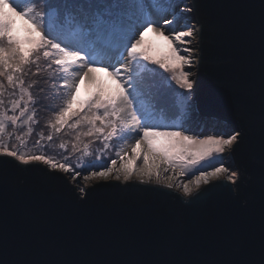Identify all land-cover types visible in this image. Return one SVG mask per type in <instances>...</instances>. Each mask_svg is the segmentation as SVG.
Returning <instances> with one entry per match:
<instances>
[{"label": "water", "instance_id": "water-1", "mask_svg": "<svg viewBox=\"0 0 264 264\" xmlns=\"http://www.w3.org/2000/svg\"><path fill=\"white\" fill-rule=\"evenodd\" d=\"M190 1L198 50L190 120L198 113L241 133L231 148L237 178L189 196L133 179L82 183L81 193L61 171L0 155V264H259L264 0Z\"/></svg>", "mask_w": 264, "mask_h": 264}, {"label": "snow or ice", "instance_id": "snow-or-ice-1", "mask_svg": "<svg viewBox=\"0 0 264 264\" xmlns=\"http://www.w3.org/2000/svg\"><path fill=\"white\" fill-rule=\"evenodd\" d=\"M61 2L65 5L63 14L57 9L54 16H49L51 0H19V3L17 0H0V77H5L9 86H21L22 99L28 93L22 87L23 80L16 74L24 72L31 58L38 56L41 51L48 58L51 53L47 49L55 50L59 55L51 59V64L65 71L71 66L74 78L71 83L65 79L61 85L67 90L64 106L55 113V123L51 126L60 131L65 125L71 128L87 125L88 130L84 135L91 136L99 132L104 135L106 142L116 139L121 143H129L133 155L129 161H125L127 153L118 150L116 158L110 164L105 161L80 172L71 164L57 163L47 155H25L9 148L2 142V135L0 155L12 157L24 165L42 161L50 165L52 170L70 172L73 179L79 176L84 179H107L119 160L121 167L115 169L117 181L121 177L128 181L133 175L142 183L150 182L153 178L159 182L162 178L170 181L176 175L187 176L188 183L181 180L177 185H182L185 196L193 192L190 184L199 189L201 184H209L210 178H217L224 173H229L228 179L232 180L237 174L236 170L226 163L223 154L237 142V137L241 135L238 130L211 135L205 139L185 134V125L195 109L194 81L189 78L191 73L184 70L186 66L191 67L192 50L184 48L183 51L189 53V56L181 55V49L177 45L189 43L185 38L192 37L195 29L190 23L181 26L183 15L179 19L169 18L168 9L171 10L172 17L183 12L180 3L168 0L165 8L162 0ZM37 5H43V10L37 11ZM16 17L27 25L23 29V35L16 28ZM54 30L71 39L65 44L64 40L51 36ZM148 31L156 32L169 44L170 56L157 59L150 54L151 50L145 47L144 42V34ZM165 31L169 34L165 35ZM109 37L115 41V46L106 48L103 41ZM97 49L103 55H97ZM149 64L158 65L164 73L171 74V81L184 90L178 93L179 115L184 116V123H161L156 119L158 113L162 119H167L157 97L161 95V88L171 89L172 85L155 68L148 67ZM97 72L108 73L116 81L115 89L105 91L96 85ZM157 76L162 77V83L156 82ZM149 77L152 78L151 82ZM82 83H90L95 87L84 100H79L78 92ZM4 87V83L0 82V96H3ZM28 95L31 101V95ZM20 104V100L13 101L11 110L15 112ZM3 105L4 101L0 99V134L6 130L5 119L16 125L27 110L25 105L20 117L8 116ZM27 119L32 120L33 116H28ZM48 139L51 140L52 137L48 136ZM104 146L108 148L110 145L105 143ZM140 160L142 166L136 167ZM169 172L172 175H166ZM167 187L172 188L173 184L168 183ZM259 264H264V248L261 250Z\"/></svg>", "mask_w": 264, "mask_h": 264}, {"label": "rangeland", "instance_id": "rangeland-1", "mask_svg": "<svg viewBox=\"0 0 264 264\" xmlns=\"http://www.w3.org/2000/svg\"><path fill=\"white\" fill-rule=\"evenodd\" d=\"M166 1V0H165ZM19 3V0H17ZM168 3V0L166 1ZM177 3H180L181 8L183 9L182 13H177L175 17L170 15L171 10L168 9L169 18L179 19L181 15H183L184 19L181 20V26H185L187 24H191L195 31L192 37L185 38L190 41L189 43L183 45H177L180 47L181 55L189 56V53L184 52V48L191 49L190 59L192 60L191 67H185L186 72H190V80L194 81L195 85V76H196V61L198 50L196 48L197 44V24L195 23L194 17L192 16V10L190 8L191 1L190 0H177ZM23 5H21L22 7ZM167 8V4L164 5ZM52 8H56L60 11H64L65 5L61 2V0H51V4L49 5V12H51ZM37 11L43 10V5L36 6ZM50 14V13H49ZM16 26L18 25L20 30V34L23 35V29L27 27L25 23L19 18L16 17ZM163 26H161V31H163ZM154 32V31H151ZM146 32L147 40L151 42L152 45L161 44L163 46L162 40H157L153 38V33ZM165 35L169 33L165 31ZM52 36V35H51ZM67 40L71 39V37H66ZM145 39V38H144ZM145 42V47L149 48L147 45V41ZM166 43V42H165ZM67 44V43H66ZM104 47H114L115 41L111 37L107 38L103 41ZM160 46V47H161ZM51 55L48 58L43 56V51L39 53L38 56H33L31 58V62L25 66L24 72L17 73L21 80H23L22 87L26 89L27 93L31 95V101L29 100V95H23L21 99L20 85L17 86H9L7 84V80L5 77H0V82L4 83L5 87L3 89V96H0V99H3L4 105L3 110L7 112L8 116L15 115L20 117V112L24 110L25 105H27V110L23 117H20L18 121L21 123H16V125H12L10 120L5 119L6 130L2 135V142L6 144L9 148L14 150H18L25 155H33V154H41L47 155L51 159H54L57 163H69L71 164L77 171L84 172L86 168L91 165H100L107 161L109 164L112 159L116 158L115 153L118 150L124 151L127 155L124 157L125 161H129L130 157L133 155L130 149L129 143H121L116 139L106 142L104 140V135L99 132H95L93 135L88 136L83 133L87 132L88 126L82 125L79 128H71L65 125L60 131H56L51 125L55 123V113L60 110L64 106V99L66 97V89L61 87L64 83L65 79H67L68 83H71L74 76L72 72L71 66L68 67L67 71L62 69L56 65L51 64V59L54 56H58L59 53L52 49H47ZM170 51L166 52V56H170ZM97 55H103V52L100 49H97ZM152 55V54H151ZM154 56V55H153ZM155 57V56H154ZM156 58V57H155ZM162 59V58H158ZM148 67L155 68L157 72L162 74V77H166L168 81H170L172 87L168 89L167 87L161 88V95L157 97L158 104L161 108H163L162 101L166 100L170 102L171 105V117L168 119H162L160 114L158 113L156 116L157 120H160L161 123H184V116L179 115L180 109L178 107L179 98L178 93L183 92L184 90L179 89L178 85L175 84L174 81H171V74L164 73L162 69L158 68V65L149 64ZM96 76V85H99L105 91H111L116 87V81L113 80L108 73L106 72H97ZM162 77L157 76L155 80L157 83H162ZM16 77L14 76V79ZM151 77H149V82H151ZM95 85L90 83H82L80 85V89L78 92V99L84 100L94 89ZM147 87V84L145 85ZM155 90V89H154ZM20 100V107L13 112L11 110L12 102ZM193 100H194V86H193ZM160 101V103H159ZM34 113V115H33ZM165 116H168V113H164ZM198 113L192 115V118L187 120L185 125L187 131L185 134L193 135L198 139H205L211 135L215 134H226L230 132V129L225 124H220L219 121L213 120L211 118L204 119L201 115V118H198ZM28 116H33L32 120H28ZM171 119V120H170ZM17 121V122H18ZM190 121V123H189ZM73 121H69L72 123ZM193 122L195 124L193 125ZM213 123V125H212ZM99 125V122H97ZM18 126V127H16ZM175 130V129H173ZM48 136H51L52 139L49 140ZM39 141V143H37ZM105 143H109V147L105 148ZM87 146V147H86ZM233 146V145H232ZM232 148V147H231ZM231 148H228L224 152V158L226 163L231 167L235 168L234 163L231 159ZM41 164H44L42 161H35ZM48 166L50 165L44 164ZM142 166V160L137 161L136 167ZM121 163L118 160L113 172L108 176L107 179H103L100 177H90L88 179H84L83 176H79L76 179L72 178V174L70 172H65L61 169H56L64 173L72 184L75 186L77 191L83 193L81 189L84 190L82 183H93L98 180H109L115 179V169L120 168ZM135 171V168L133 169ZM236 170V168H235ZM237 173V171H236ZM166 175H172L171 172ZM229 173H224L218 176L217 178H210L211 180L218 178H226L228 179ZM136 177L133 175L132 178ZM131 178V179H132ZM237 178V174L232 180L233 182ZM130 179V180H131ZM123 180V177L120 179ZM183 181L184 183H188L187 176H179L176 175L172 180L161 179L159 182L155 178H153L150 182L160 183L163 185H167L168 183L173 184V189L178 192L183 193V187L177 186L179 181ZM129 181V180H128ZM203 184H201L202 186ZM190 187H193V192L197 189L194 188L193 185L190 184ZM192 192V193H193Z\"/></svg>", "mask_w": 264, "mask_h": 264}, {"label": "trees", "instance_id": "trees-1", "mask_svg": "<svg viewBox=\"0 0 264 264\" xmlns=\"http://www.w3.org/2000/svg\"><path fill=\"white\" fill-rule=\"evenodd\" d=\"M166 1L165 0H162V2H163L164 5L167 4ZM55 9L52 8L51 12H49L50 13L49 16H54L55 15V13H56L55 12ZM60 12H61V14H63L62 11H60ZM16 28H19V26L17 25ZM149 32H151V31H149ZM151 33H153V38H155L157 40H162L163 46H161V44H159V43H158V45H152L151 42H149L147 40L148 38H147L146 33H145L144 34V38H145L144 41H147V45L149 46V49L151 50L150 51V54L154 55L157 59L158 58H164V57H166V52H169V51H170V54L169 55H171V50H170L169 44L161 36H159L156 32H151ZM51 35L54 38H58V39L64 40V43L65 44L68 43L67 38L65 36L61 35V33L59 31L54 30V31L51 32ZM164 102L165 101H162V105L161 106H163L162 109H163L164 113L165 112L168 113V116H166L167 119H168V118L171 117L170 115L172 113V111H171V105H170V102L167 101V100H166V103H164ZM159 103H160V101H159ZM17 123L19 124L21 122L18 121ZM16 127H18V126H16Z\"/></svg>", "mask_w": 264, "mask_h": 264}, {"label": "bare ground", "instance_id": "bare-ground-1", "mask_svg": "<svg viewBox=\"0 0 264 264\" xmlns=\"http://www.w3.org/2000/svg\"><path fill=\"white\" fill-rule=\"evenodd\" d=\"M198 116V118H200L201 116L200 115H197ZM200 116V117H199ZM202 118V117H201ZM204 119H207V118H205V117H203ZM202 118V119H203ZM214 120V119H213ZM195 124V122H193V125ZM212 125H213V123H212ZM133 180H139L137 177H134V178H132ZM131 179V180H132ZM152 183V182H151ZM157 183V182H156Z\"/></svg>", "mask_w": 264, "mask_h": 264}]
</instances>
